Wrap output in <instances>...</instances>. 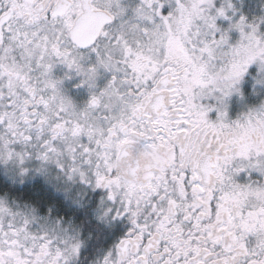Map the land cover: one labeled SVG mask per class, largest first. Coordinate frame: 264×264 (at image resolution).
<instances>
[{"label": "clouds", "instance_id": "1", "mask_svg": "<svg viewBox=\"0 0 264 264\" xmlns=\"http://www.w3.org/2000/svg\"><path fill=\"white\" fill-rule=\"evenodd\" d=\"M262 208L264 0H0V264H264Z\"/></svg>", "mask_w": 264, "mask_h": 264}, {"label": "snow or ice", "instance_id": "2", "mask_svg": "<svg viewBox=\"0 0 264 264\" xmlns=\"http://www.w3.org/2000/svg\"><path fill=\"white\" fill-rule=\"evenodd\" d=\"M172 103H176V101H172ZM178 115L180 116H183V107L181 106L178 110ZM177 123L178 124H182V125H187L189 124V121L187 119H181V120H177ZM133 131H135V129H133ZM174 132H181V133H184V132H188L189 129L187 127H179L177 129H174L173 130ZM162 139H166V137H162ZM121 143H123V141H121ZM174 179H179L180 183L183 184L185 183L186 181L190 180L191 181V188L193 190H195L196 188L200 187L197 183H196V180H197V176L195 173H193L191 176H187L184 172H181L179 173V176L176 177L174 176L173 177ZM203 189L201 188V191ZM214 210V209H213ZM260 212H264V208L260 209L259 210ZM241 214H244V215H248V216H255L257 213L255 210H252V209H246V210H242L241 213H237V215H241ZM231 217H229V220L231 221Z\"/></svg>", "mask_w": 264, "mask_h": 264}]
</instances>
